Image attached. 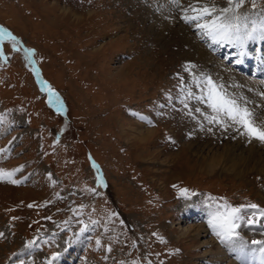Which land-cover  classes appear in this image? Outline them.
Here are the masks:
<instances>
[{"label": "rangeland", "instance_id": "374dc122", "mask_svg": "<svg viewBox=\"0 0 264 264\" xmlns=\"http://www.w3.org/2000/svg\"><path fill=\"white\" fill-rule=\"evenodd\" d=\"M206 2L218 13L205 21L235 15L230 8L264 6V0ZM169 4L0 0V26L18 41L0 45V170L17 181L0 179V264H55L63 252L73 256L72 264H208L196 240L178 238L186 210L264 209V175L238 180L208 174L190 149L210 144L221 150L239 139L228 123L209 122L215 113L207 102V79L240 105L246 89L223 81L225 69L209 47L211 60L200 59L181 44L182 34L161 30L178 20L176 27L202 44L196 23L183 19L192 14L189 7ZM27 49L34 50L30 60ZM42 82L62 107L50 103ZM258 103L251 111L260 118L264 101ZM139 125L155 131L143 143L132 138ZM97 171L106 186L102 192ZM253 212L242 213L236 230L259 238L262 229L251 225L264 226V219ZM211 218L197 224L220 246Z\"/></svg>", "mask_w": 264, "mask_h": 264}, {"label": "bare ground", "instance_id": "6f19581e", "mask_svg": "<svg viewBox=\"0 0 264 264\" xmlns=\"http://www.w3.org/2000/svg\"><path fill=\"white\" fill-rule=\"evenodd\" d=\"M207 4L208 3L206 2V0H178V2H177V0H172L171 5H173L174 9H175V7L177 8V6H180L179 8L182 9L183 5H186L188 7H189V5L200 7V5L207 6ZM171 5L169 4L170 7H171ZM219 8L220 7H218V9ZM182 10H184V9H182ZM174 11H176V10H174ZM212 11H211V14L212 13L214 14L215 12H217L216 10H214L213 12ZM261 11H263V10H261ZM64 12L67 15L71 11H69L67 8H64ZM233 12L231 11L232 14H233ZM256 13H258V15L261 18H264V16H261V12L251 11L249 9H242L241 11H239L238 16H244V15L248 16V15H254ZM262 13H264V12H262ZM230 15H228V17H230ZM174 21H175L174 23L177 26L179 24L178 20H174ZM165 22H168V21H165ZM165 24L166 25H164V27L161 28L162 31L166 30V31L172 32V37H174V36L176 37V34H178V35L182 34L184 38L181 37L182 38V41H180L181 44H184V46L189 45V48L193 49L194 50L193 52H195L196 55H199L200 59L211 60L210 56L206 52L204 46L202 44L200 45V44L196 43L197 42V41H195L196 39H194L193 35L190 33L189 30H187V29L185 30L182 27L178 28L176 26H174V27L169 26L168 27L167 25H170L169 22L165 23ZM195 27H197V26H195ZM198 29L203 34L202 30L200 28H198ZM260 40H261V36L258 38H254L251 43L259 46ZM211 42H213V41L211 40ZM227 44H228V47L232 46L231 43H229V42H227ZM262 45H264V41H262ZM260 54H261V60H263L264 53L263 54L260 53ZM232 55H234V53H230V56H232ZM252 56L253 55L251 54L250 57H252ZM207 57H209V58H207ZM220 72H221L220 74L224 76V78L223 77L222 78L224 79L223 81H225V82H227V81L229 82V80H231V78H233L232 73L226 69L223 71L221 70ZM257 85H259V84L257 83ZM260 87L264 88V83L261 84ZM243 104H244V102H243ZM261 107L262 108H260L259 111L264 112V103H263V105H261ZM258 120H260L262 122V124L264 125V116L263 115H260V118H258ZM139 126L140 127H136L133 129L132 138H134L135 140H138L142 143L148 141L149 138H151L153 136V133L155 131L150 129V128L143 127L141 125H139ZM239 133L244 134V132H242V131ZM237 137H239V139L236 138L235 143H233V142L227 143V144H225L224 149H221V150L219 148H218V150H216V149L211 150L209 148L210 144L207 146L204 144L203 145H196V146L190 145V147H192L190 149L192 150L193 155L197 159H199L200 162L202 163L203 171H206V173H208V174L215 175V173H216V174H219L222 176H228V177L232 176V177L237 178L238 180H244L245 177H247V175H251V174H253V175H258V174L264 175V146L263 145L258 146L257 144L255 145V141L251 140L250 144L252 145V147H246L245 142L247 140H245L246 139L245 136H241V138H240V136L237 135ZM207 149H209L210 152L211 153L213 152V153L209 154V155H203V152ZM166 165H168V162H166L165 166ZM97 172H98L97 175L100 177H98L96 184L99 187L100 191L102 192V191H104L106 186H105V182L103 183V185L100 183L99 178H101L102 174L99 171H97ZM208 211L209 210H203V209H199L196 207H191V209L186 210V213H187L186 219H184V221H182V222L179 221V223H181V225L183 226V231L178 236V238L179 237H185V238L190 237L191 240H196L197 245H198V249L202 251V255H203L202 257L205 259V261H207L208 264H243V261L237 255L235 256L232 250L237 251V250H240V248H245V249L249 248L255 252L259 251V248L261 246L260 245H254L250 239L245 240L243 238H240L235 244L222 243L221 242L220 246L217 245L215 243V240L212 237L211 231L208 228H206V226L204 224L203 225L197 224V222L199 223V221H202V220L204 222L207 221V218H209L210 213H211L210 211L209 212ZM199 212H201L200 214L203 213L204 216L206 215L207 218L204 217V219H202V218L195 217V215H197ZM183 222H185V223L183 224ZM209 238H211V239H209ZM261 239H262V241H264V235ZM247 240H248V242H247ZM34 249H35V247L30 248L27 251L32 252V251H34ZM23 253L24 252L21 251L20 255H22ZM29 253H27V254H29ZM72 257H73L72 255H68V254H65L63 252V253H61V255L59 254V256L57 258L58 260L55 264H72V261H73Z\"/></svg>", "mask_w": 264, "mask_h": 264}, {"label": "snow or ice", "instance_id": "6c2138e0", "mask_svg": "<svg viewBox=\"0 0 264 264\" xmlns=\"http://www.w3.org/2000/svg\"><path fill=\"white\" fill-rule=\"evenodd\" d=\"M178 2V0H177ZM233 0H229V3H232ZM235 7H239V4H236ZM186 11H190L192 14H185L183 19L188 24L196 23V26L200 28L203 34L207 37H210L214 43L221 42H243L245 36L241 34V25L238 23L240 20L239 16L233 15L232 17L220 16L216 19L205 21V17L211 15V10L208 6L196 7L189 5V8ZM222 12L226 13L230 9H222ZM204 21L203 23H198ZM250 35V33L248 34ZM203 38V37H202ZM5 39L11 40L13 46L18 43L17 38L7 29L0 26V45L3 44ZM34 54V50L27 49L25 52L26 58L31 59ZM240 61L238 60L237 63ZM34 71H36L34 69ZM37 75L39 72L37 71ZM44 83V86L48 89L50 95V103L56 105H61L60 97L57 93L51 90L50 86ZM207 102L209 107L215 113L214 116L209 117V122H216L222 126H227V123L230 121L234 125H239L244 129L246 135L250 138L257 139L264 142V127L258 126L255 122V117L252 111L247 107H242L237 101L233 98L227 97L217 85L211 80L207 79ZM189 96L193 95L191 92L188 93ZM261 95H264L262 93ZM54 98V99H51ZM200 100H204V96L198 97ZM200 111V109H196ZM13 173H5L3 170H0V179L7 178L12 183H17V181L12 180ZM100 183L103 185V178H99ZM181 195L184 197L189 196L188 189H181ZM223 211L218 207L216 212L212 215V218L209 220V225L215 232V234L221 239L222 243H232L235 244L240 238L236 229L240 226L239 222L244 219L242 213L246 209H255L257 212H253V215L259 214V216L264 219V209H259V206L256 204H249L247 206L240 207H230L228 205H223ZM249 224H255V220H248ZM254 244L260 245L259 248L261 254V264H264V241H253ZM55 258V257H54Z\"/></svg>", "mask_w": 264, "mask_h": 264}]
</instances>
